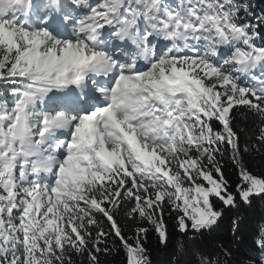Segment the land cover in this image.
Returning a JSON list of instances; mask_svg holds the SVG:
<instances>
[{"label":"snow or ice","instance_id":"snow-or-ice-1","mask_svg":"<svg viewBox=\"0 0 264 264\" xmlns=\"http://www.w3.org/2000/svg\"><path fill=\"white\" fill-rule=\"evenodd\" d=\"M258 204L254 0H0V264H242Z\"/></svg>","mask_w":264,"mask_h":264},{"label":"trees","instance_id":"trees-1","mask_svg":"<svg viewBox=\"0 0 264 264\" xmlns=\"http://www.w3.org/2000/svg\"><path fill=\"white\" fill-rule=\"evenodd\" d=\"M254 2L259 6V8L264 9V0H254ZM256 122L257 121L255 118L249 117L246 121H242L240 123L239 127L245 128L246 132L245 135H242V140L247 139V134H250L255 130ZM248 161L253 168L259 170L261 162L258 159L250 156ZM229 165L230 162H225V172L231 180H234L235 176L233 174L232 168ZM262 212H264V205L258 204L257 207L251 213H249V216L251 217L249 230L252 227V223L260 219V214ZM171 225L172 222L169 221L170 230ZM125 231L127 232V229H125ZM146 247L148 248L151 264H174V261L178 258L177 255L173 254L170 249L160 247L157 244L154 236H149ZM100 259L103 264H122L123 256L122 253L113 252L107 257L101 256ZM228 259L242 262V264H264V254H260L254 249L250 234L245 235L242 243L233 246V254L228 257Z\"/></svg>","mask_w":264,"mask_h":264}]
</instances>
